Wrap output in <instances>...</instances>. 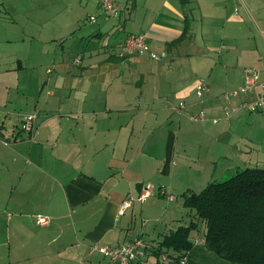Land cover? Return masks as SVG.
<instances>
[{"label":"crops","instance_id":"0c3cea01","mask_svg":"<svg viewBox=\"0 0 264 264\" xmlns=\"http://www.w3.org/2000/svg\"><path fill=\"white\" fill-rule=\"evenodd\" d=\"M101 1L74 0L75 19L59 22L60 28L67 25L45 40L47 44L71 36L65 43L60 41L54 60L49 59L48 49L33 53L24 47L21 55L11 53L8 59L16 72L42 58L51 60L52 70L47 69L49 77L41 87L43 92L48 86V97L37 100L34 107L28 96L12 99L10 88L0 97V264H107L99 247H119L137 238L154 248L151 254L158 257L164 237L181 226L173 230L165 222L168 226L157 236L156 229L164 221L153 215L161 196L154 194L152 185L150 196L145 201L139 198L155 177H174L179 144L186 151L189 137H195L187 128V115L205 112L218 119L212 123L219 125L216 130L193 129L204 136L217 135L223 122L232 128L231 120L242 113L254 119L264 116L263 107L255 113L241 110L229 119L221 98L226 89L242 85L247 68L259 72L261 84L234 98L232 104L264 95V51L259 47L264 45V0H248L255 22L254 30L248 26V33L242 26L244 19L232 12L234 0H192L187 6L181 0H115L121 10L119 19L106 16ZM202 8L205 13L199 16ZM7 11L15 18L16 11L11 12V7ZM209 14L216 22L206 29V36L220 34L213 42L204 34L199 37L194 28L196 21ZM6 28L8 32L0 35V69L9 56L1 44L15 41L12 26ZM130 34L146 35L150 49L165 53L166 58H119L120 47ZM254 36L261 38L260 45ZM28 37L34 39V34L24 35L21 41ZM240 41L249 45L243 57ZM215 45L225 53L217 60L211 55ZM233 56L236 62H231ZM218 58L226 63L220 66ZM238 62L251 66L239 71L241 77L234 73ZM202 77L210 92L200 100L196 86ZM180 102L186 104L183 114L175 110ZM28 115L36 116L31 133L22 130ZM255 125L250 141L264 146V127ZM162 126L168 139L161 159L154 147L145 149L150 140L159 142ZM192 192L189 189L182 195L185 198ZM125 201H131V206L120 215ZM37 215L48 217L49 224L38 225ZM181 222L189 225L185 219ZM194 237L191 234L192 242Z\"/></svg>","mask_w":264,"mask_h":264},{"label":"rangeland","instance_id":"374dc122","mask_svg":"<svg viewBox=\"0 0 264 264\" xmlns=\"http://www.w3.org/2000/svg\"><path fill=\"white\" fill-rule=\"evenodd\" d=\"M234 2L235 7L232 8V12L235 16L244 19L245 24L242 26L246 28L245 33L249 32V27L254 30L253 27L255 22L253 21L254 17L251 16L248 11L249 7H251L249 6L248 0H234ZM73 3L74 0H0V35L8 32L6 25H10L12 26L11 36H13L15 39L13 43L1 44L2 49L5 53L9 54V56H6V59L3 63L4 66H8L7 71L4 69V66L2 69H0V97L5 96V90L10 88L9 96L12 97V99L17 98L22 100L26 98L25 96H28V102L30 105H32V107H34V104H36L37 100H42V102L45 101V98L48 97V86H45L43 92L41 91V87L49 77V74H47V69L49 68L52 70L50 63L51 60L49 59L52 58V60H54L53 58L56 57L55 53L59 52L60 47L58 45L60 44V41H64L65 43L71 39V36L65 37L64 40H50L47 42V44L45 43V40L46 38L55 36L62 28L67 25L64 24L62 25V28H60L59 22L63 20L75 19L76 8L73 6ZM7 7H11V12L16 11L14 13L15 18L7 13ZM194 10V13L196 14V8ZM204 13V9L202 8L198 15L203 16ZM212 18L213 17L209 14L207 17L205 15L204 19L196 21L194 28L196 34L199 37H201L202 34L207 37L206 34L209 31L207 28H210L213 23L216 22L212 21ZM58 25L59 27H57ZM240 33L241 32H238V34ZM26 34L28 36L29 34H34V39L28 37L26 41H21V38L24 35L26 36ZM209 37L212 40L211 42H213L217 39H220V34L215 32L207 38ZM260 41L261 38L255 37L254 42L257 45H260ZM23 42L25 43L23 44ZM240 43L239 50L241 56L243 57L244 55H247L246 49L248 44H246L244 41H240ZM23 47L26 49V51L31 49L33 53L40 52L44 48L48 49L50 52L49 56L51 57H49L48 60H45L46 58H42L40 61L32 63V65L29 64L26 66L24 70L16 72L10 69L11 65L9 64L8 59L11 56V53L21 55L20 53H22L21 51ZM259 47L264 51V45L263 47ZM222 50L223 49L218 45H215V48L212 49L211 55L215 56V60H217V57H222V54L220 55V53L225 55L224 50L223 52ZM218 59L219 60L217 62L220 66L226 63L223 59ZM162 60L163 59L159 61ZM236 60L237 58H235V56L231 58V62H236ZM240 60L244 63L247 61L245 58H240ZM244 66L251 67L249 64L239 63V70H235L234 73L239 74V77H241ZM239 71L241 73H239ZM243 76L245 79L244 73ZM203 77L200 78V80L204 79ZM222 77L225 79L226 74L224 73ZM204 81L207 80L204 79ZM242 85H244V81ZM23 87L27 89L24 90ZM27 91L28 93H26ZM231 91L232 89H226V91H224V93L221 95V98L224 99L226 96L225 93L228 94L231 93ZM224 101V110L234 106L232 102L228 103L225 99ZM30 112L31 111L28 110V114ZM242 114L243 115L236 118L235 120L234 118L231 120L233 121L232 128H229V123L220 122L223 129L217 135L208 134V136H204L201 132L197 134L193 132V129L198 127L216 130L219 125H213L214 123L212 121L206 123H192L191 121L187 122L188 130H190L192 135H195V137H189L190 144L189 147L186 148V151L183 148V144H179V150L174 157L175 163L177 165V168L172 175L174 177H171L168 174H161L159 178L155 177L154 179L156 180L150 183L155 187L154 190L156 189L154 194L159 193L160 195L161 190L169 189L170 192L172 190V194L177 197V201L175 202H169L168 198L162 195H160L161 197L158 198L161 201L154 206L155 212L153 216H156L158 221H160V218H162L164 223L162 222L158 229H156L157 236L161 230L164 231L169 222L172 224V226L168 228H173V230H175L178 228V226H183L180 225L183 219L186 220L187 224H189L190 221L194 219L193 214L190 213V210L184 207L185 198L182 194L189 191V189L194 191L196 194H199L209 183L224 182L245 168L264 169V146H256L252 143V141H250L251 131L254 128H257L255 124L258 122L259 127H264V116L254 119L247 113ZM233 115L231 117H233ZM225 117H227V115ZM162 122L163 118H161L159 123ZM169 126L170 131L174 132V127H171V124H169ZM226 127L227 130L223 132ZM162 129L163 126L161 128V135L159 136L160 140L158 143L156 141L152 142L151 140L149 142L148 140L145 141L148 142L145 150H149L151 147H154V150H152L155 151L156 154H159L161 159L165 156V147L168 139V136H166L167 132L162 133ZM188 135L190 134H187V136ZM155 137H157V134ZM153 199L156 198L153 197ZM156 211L158 213H156ZM169 216H171L172 219ZM148 227H150V225H148ZM199 228L201 236L197 235V237L201 238V241H203V239L205 240L204 237L207 230L205 223L199 221ZM148 234L152 235L151 229L149 230ZM192 236H195V233H192ZM148 239H150V237H148ZM197 247L198 253L195 256L196 258L193 264H230L227 261L217 257L213 252L209 251L205 246V243H199ZM164 251L167 250L163 249L162 252ZM161 253H159L158 257L150 254V259L147 261V263L145 261L144 264H161ZM105 262L110 264L109 259L105 260ZM187 264H190L189 260Z\"/></svg>","mask_w":264,"mask_h":264},{"label":"trees","instance_id":"16d2710c","mask_svg":"<svg viewBox=\"0 0 264 264\" xmlns=\"http://www.w3.org/2000/svg\"><path fill=\"white\" fill-rule=\"evenodd\" d=\"M191 1L181 0L184 6ZM184 207L195 220L166 235L158 252H184L193 264L198 247L190 236H201L200 221L207 228L205 246L217 257L230 264H264V169L245 168L224 182H211L186 196Z\"/></svg>","mask_w":264,"mask_h":264},{"label":"built area","instance_id":"2783aa9c","mask_svg":"<svg viewBox=\"0 0 264 264\" xmlns=\"http://www.w3.org/2000/svg\"><path fill=\"white\" fill-rule=\"evenodd\" d=\"M101 9L103 13L111 18H117L121 14L120 8L115 3V0H102L101 1ZM134 55H148L153 60H161L166 58V54H157L150 49L148 43V37L144 34H130L123 42L120 47L118 57L121 59H125ZM260 74L258 71L252 68H247L245 70V79L244 85L240 88L234 89L231 93H225L224 99L231 103L234 98H238L242 95H247L254 91L255 88L260 86ZM210 92V88L207 83L203 80L199 81L196 86V95L202 100L204 96H206ZM264 107V95L259 96L255 101H245L239 105H234L231 108L225 109L227 117H230L233 114H237L241 110H247L248 112L255 113L259 109ZM186 109V104L184 102H180L175 110L179 114H183ZM189 121L192 123H206L212 121L213 123H217L218 119H212L207 117L205 112H195L189 113L187 115ZM36 116L29 115L23 121L22 130L24 132L31 133L34 128ZM153 191L152 185H147L144 193L140 196V201H145ZM160 195L166 196L169 202L177 201V197L175 195L169 193L166 190H161ZM131 206V201H125L121 206L119 214L122 215L124 211ZM36 223L41 226H46L49 224V218L37 215ZM199 237H194L193 242L197 246L199 243L204 244L205 240ZM99 252L106 256L113 264H144L146 259L149 257L151 253H153L154 248L149 247V245L141 238L134 239L122 246L119 247H110L103 246L98 248ZM161 253V252H159ZM159 255V254H158ZM161 264H187L189 260V255L184 252L178 251H164L160 255Z\"/></svg>","mask_w":264,"mask_h":264}]
</instances>
